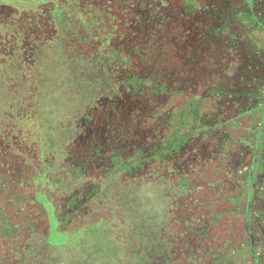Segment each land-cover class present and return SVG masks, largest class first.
<instances>
[{
    "label": "trees",
    "instance_id": "1",
    "mask_svg": "<svg viewBox=\"0 0 264 264\" xmlns=\"http://www.w3.org/2000/svg\"><path fill=\"white\" fill-rule=\"evenodd\" d=\"M152 1H157V4H152ZM0 2L16 4L10 11L11 24H0V32L2 30L4 34L1 42L5 38L4 43L6 46L9 44L7 53L2 55L0 52V128L16 126L21 122L22 126L33 131L34 136H38L35 140L39 143L40 156L55 151L51 146L53 140L50 141L49 136L55 132L57 126L70 122L68 116L72 111L76 115L80 110L85 98L81 100L78 95H81L80 88L85 84L84 75L89 73V79L93 83L100 82L102 87L113 88L112 97L108 100L111 104L108 106L116 115L123 113L130 104L134 105V121L123 118L129 123L128 130H133L134 122V126L137 123V131H150L153 135L151 141H148L147 137L144 138L143 134L137 135L138 139L131 146L130 152L126 153L121 149L118 153H113L111 168L118 173L131 176L135 174L136 183L150 191L165 188L155 185L153 180L158 181V184L169 185L170 180L166 179V175L176 179V183H172L173 188L182 195L191 189L205 191L206 186H212L209 181H213L217 191H224V195L221 192L220 196H227L225 201L231 203L229 216L243 218L244 240L238 247L228 240L225 245L212 250L214 252L208 256V252H202L200 255L205 261L204 264H264V250L261 252L258 248V242L260 245L263 242L255 241L253 233L264 232V94L260 99L252 98L247 103L238 104L239 107L235 110V106L228 107L223 103L226 99L218 89L211 88L209 93L202 96L186 93L193 87L186 89L185 85L177 82L164 83L166 73L176 70L174 68L168 69L169 71L166 69L160 75L154 71L143 73L135 63L137 56L140 59H149V52L152 51L156 52L159 60L172 59L173 54H176L172 50V42L184 47L187 40L180 42L179 38L187 36L191 40V35L199 29V25L195 24L190 31H184V21H195L197 15L201 14L207 16L213 5L205 3V0ZM32 7H37L40 14L47 12L48 18L44 25L43 22L33 26L30 22L20 21V16L28 13ZM160 7L163 8L162 11H159ZM234 21L243 24V28L264 35V24L255 16H244L240 13ZM26 25L38 28V31L29 34L30 38L36 40L28 45L29 49L22 47L31 41L26 40L27 34L21 30ZM206 26L207 32L208 29L213 34L219 32L218 26ZM166 28L172 29V38L166 37L162 41L161 35ZM126 35L132 36L134 41L142 38L146 44H153L151 50L145 51L141 47L121 49L119 44ZM70 39L72 42L85 39L98 44L99 47L97 46L95 53L90 55L80 50L71 52L64 45ZM112 41L115 45H112ZM143 44L141 46H144ZM148 44L147 46H150ZM25 50H28V53L24 56ZM2 59L5 62H2ZM88 82L90 89V81ZM75 88L77 91H74ZM52 92L59 95L52 97ZM218 106H223L224 109L218 112ZM89 109L83 113V119L90 122L93 117L87 115ZM46 111L53 114L47 117V120L44 115ZM253 111H257L261 117L260 126L255 132L246 128L242 121L243 115ZM33 126H37V133L34 132ZM241 131H244L243 135H240ZM62 156L60 153L59 162L62 161ZM153 163L157 168L150 171V165ZM61 166L60 163L58 168L45 169L29 179L35 191L33 201L44 207L49 193L72 190L74 180H64L63 176L52 178L49 175L54 170L62 172L64 169ZM207 170L210 175L205 173ZM146 173L150 174L152 181L143 185L142 182L146 179L142 177ZM70 175L76 176L78 181L81 180V175ZM193 181L198 184L195 186ZM105 186L103 183L92 187L93 191L102 187L101 191L93 194L94 199L101 195V192H105ZM253 187L260 188L262 199L254 200L251 197ZM111 206L109 202L105 206L106 210L111 211ZM205 220L209 219L201 215L196 222L203 223ZM99 222L108 223L104 220ZM10 229L11 227L8 230ZM8 230L7 235L12 234ZM20 231L21 229H18L15 232L19 234ZM70 241L68 235H55L54 238L52 233L48 232L47 236H41L39 246L28 245L29 247L25 248L23 254L26 256H15L26 264L28 259L36 260L50 248L67 246ZM122 253L124 254L123 248ZM158 254L153 253V256ZM143 260L147 264L150 262V259ZM162 262L159 260L157 264Z\"/></svg>",
    "mask_w": 264,
    "mask_h": 264
},
{
    "label": "rangeland",
    "instance_id": "2",
    "mask_svg": "<svg viewBox=\"0 0 264 264\" xmlns=\"http://www.w3.org/2000/svg\"><path fill=\"white\" fill-rule=\"evenodd\" d=\"M156 2L152 1V4ZM205 3L213 5L207 16L197 15L195 21H189L191 24L184 19V31H190L195 24L199 25V29L191 35V40L187 36L179 38L180 42L187 40L184 47L172 42V50L176 52L172 59L159 60L156 52L152 51L149 52V59L137 56L135 63L143 73L154 71L160 75L162 71L174 68L176 70H168L165 74L164 83L177 82L185 85L186 89L193 87L186 93L202 96L211 88L218 89L226 99L223 103L228 107L235 106L237 110L238 104L247 103L252 98L260 99L264 94V35L243 28L244 25L234 19L241 13L255 16L264 24V0H205ZM14 7L16 4L0 2V24H11L10 11ZM162 9L160 7L159 11ZM28 11L29 14L20 16V21L30 22L33 26L36 23L45 24L47 12L40 14L37 7ZM207 24L218 26L219 32L213 34L210 29L207 32ZM33 26L21 28L27 34L26 40H31L22 46L26 49L36 41L29 37V34L38 31ZM171 32L172 29L166 28L161 40L166 37L171 39ZM3 36L1 30L2 55L9 49V44L6 46L4 43L5 38L1 42ZM122 41L119 46L124 50L141 47L146 51L151 50L153 45L147 43L150 45L147 46L142 38L134 41L128 35ZM142 43L144 46H141ZM64 45L71 52L80 50L87 55L95 53V48L99 47L85 39L80 42L70 39ZM112 45H115L114 41ZM27 53L28 50H25L23 55ZM2 62L5 60L2 59ZM84 76L85 84L80 88L81 95L78 97L85 100L80 110L76 115L72 111L68 116L70 122L57 126L49 136L55 151L40 156L39 143L35 140L38 136H34L33 131L26 129L21 122L16 126L0 128V264H21L22 259H16L15 255L26 256L23 254L25 248L28 245L39 246L41 236H47L48 232L54 238L55 235H68L71 241L67 246L48 249L36 260L28 259L26 264H147L143 258L150 259L149 264H157L159 260L163 261L162 264H204L200 255L202 252H208V256L228 240L238 247L244 240L245 223L241 217L229 216L231 203L225 201L227 196H220L222 191H217L213 181H209L212 186H206L205 191L191 189L182 195L173 188L172 183H176V179L166 175V179L170 180L166 186V183L158 184V181L150 180V174L146 173L142 177L146 179L143 185L152 181L165 187L150 191L136 183L135 174L118 173L111 168L113 153L121 149L130 152L137 135L143 134L148 141L153 135L150 131H137V123L134 126V122L133 130H128L129 123L123 118L134 121V105L130 104L123 113L116 115L108 106L113 88L102 87L100 82L93 83L89 73ZM112 83L115 84L114 81ZM50 95L59 94L52 92ZM216 108L218 112L224 109L223 106ZM87 109V115L93 117L90 122L83 119ZM55 114L58 115L57 112ZM44 115L46 120L53 116L49 111ZM242 121L246 128L255 132L261 117L253 111L243 115ZM36 128L33 126L35 133ZM242 132L240 135H243ZM60 153L63 154L61 162L58 160ZM60 163L64 170L51 171L50 177L63 176L64 180H74L75 185L70 192L49 193V200L44 202L43 207L32 200L35 191L29 179L45 169L58 168ZM156 168L153 163L149 170ZM205 173L210 175L209 170ZM70 174L81 175V180ZM195 182L192 184L196 186L198 183ZM103 183L106 184L105 192L94 199L93 194L101 191L102 187L97 191H93L92 187ZM250 194L254 200L263 197L259 187H253ZM109 202L112 204L111 211L105 207ZM201 215L209 220L196 222ZM101 220L108 223H100ZM18 229H21L19 234L15 232ZM7 230L12 234L7 235ZM253 233L254 240L264 245V232ZM262 245L258 242L261 252L264 250ZM153 253L159 254L153 256ZM188 257L191 259L187 260Z\"/></svg>",
    "mask_w": 264,
    "mask_h": 264
}]
</instances>
